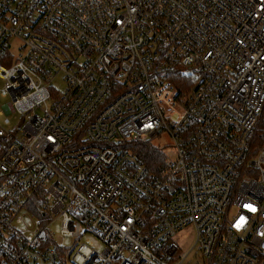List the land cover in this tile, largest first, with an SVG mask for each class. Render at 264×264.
Returning a JSON list of instances; mask_svg holds the SVG:
<instances>
[{
	"label": "built area",
	"instance_id": "obj_1",
	"mask_svg": "<svg viewBox=\"0 0 264 264\" xmlns=\"http://www.w3.org/2000/svg\"><path fill=\"white\" fill-rule=\"evenodd\" d=\"M0 80V264H264V0H0ZM161 133L156 175L124 141Z\"/></svg>",
	"mask_w": 264,
	"mask_h": 264
},
{
	"label": "rangeland",
	"instance_id": "obj_2",
	"mask_svg": "<svg viewBox=\"0 0 264 264\" xmlns=\"http://www.w3.org/2000/svg\"><path fill=\"white\" fill-rule=\"evenodd\" d=\"M53 87L57 89L60 93L64 88V83L61 76H57L52 82L50 83ZM2 86V81L0 80V87ZM9 101V97H4L0 94V126L4 127L8 130H15L18 127H21L24 123H20L21 119L24 121L27 120L28 115H21L18 112L15 113H5L3 106L5 103ZM51 103V98L48 99V104ZM40 111L38 110V113ZM151 142L159 147H161L170 158L175 156L173 150H171V140L169 136L165 133H161L155 136H151L149 138ZM49 232L53 238V246H57L59 248H63L65 251L69 249H76L80 243H85L88 245H94V248L98 251L102 250L104 247L103 242L95 237L93 234H84L79 240H76L72 237H64L60 233V220L55 219L49 226ZM172 240L177 244L179 251H186L187 248L192 244L193 241V232L190 228H184L180 230L177 234H175ZM183 264H186L183 263Z\"/></svg>",
	"mask_w": 264,
	"mask_h": 264
},
{
	"label": "trees",
	"instance_id": "obj_3",
	"mask_svg": "<svg viewBox=\"0 0 264 264\" xmlns=\"http://www.w3.org/2000/svg\"><path fill=\"white\" fill-rule=\"evenodd\" d=\"M179 81L185 80L183 77H177ZM187 81V80H186ZM181 90V88L179 87ZM264 141V108L260 115L257 127L251 138V151L256 152L259 145ZM127 147L147 166L148 170L151 173L160 175L163 171V168L166 165L168 155L167 153L159 146L153 144L150 139H141L135 141H124ZM40 241L42 245L51 246L55 249L57 254L62 258L63 263L67 262V253L68 250L53 246V238L51 233L45 229L42 230L40 234Z\"/></svg>",
	"mask_w": 264,
	"mask_h": 264
},
{
	"label": "snow or ice",
	"instance_id": "obj_4",
	"mask_svg": "<svg viewBox=\"0 0 264 264\" xmlns=\"http://www.w3.org/2000/svg\"><path fill=\"white\" fill-rule=\"evenodd\" d=\"M50 139H51V138H50ZM245 207H246V208H249V207H251V206H250V205H245ZM241 219H243V217H242Z\"/></svg>",
	"mask_w": 264,
	"mask_h": 264
}]
</instances>
